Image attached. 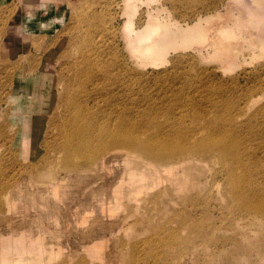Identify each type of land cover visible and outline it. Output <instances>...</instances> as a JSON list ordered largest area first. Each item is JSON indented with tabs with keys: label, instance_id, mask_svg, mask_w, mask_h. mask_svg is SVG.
I'll use <instances>...</instances> for the list:
<instances>
[{
	"label": "rangeland",
	"instance_id": "obj_1",
	"mask_svg": "<svg viewBox=\"0 0 264 264\" xmlns=\"http://www.w3.org/2000/svg\"><path fill=\"white\" fill-rule=\"evenodd\" d=\"M113 1L59 0L55 3L62 6L65 14L52 17L55 25L50 31L36 28L28 33L20 48L6 52L2 45L4 40L6 42L9 26L16 20H22L23 25L28 23L22 18V12L25 6L34 3L0 0V264H264V259L261 260L264 258V235L249 232L255 227L248 223L227 193L225 171L218 160H191L186 168L173 166L169 172L161 166L156 173V168L152 170L137 157H129L122 150H111L90 164L77 163L73 168H66L56 159L61 154L59 140L63 137L60 129L63 118L56 113L58 101L47 117L37 113L40 117L38 131L32 140L35 156L24 158L22 134L20 140L17 135L22 119L15 115L27 121L29 116L36 118V113L23 105L18 109V100L25 102L26 99L15 97L16 83L19 76L40 71V62L46 54H53L50 83L60 93L65 87L58 83L61 76L72 77L77 68L88 71L89 65L82 62L83 56L88 54L97 57L98 71L105 70L109 78L114 70L121 76L118 80H140L139 68L127 58L123 59L120 38L114 36L119 33L122 18L113 7ZM212 1L165 0L187 17L195 10L205 13L209 9L211 12L220 0ZM37 16L43 18L44 11ZM261 22L264 25V20ZM18 32L26 33L25 28ZM258 32L264 42V26ZM80 38L86 42L79 43ZM103 49L116 51L112 52V61L104 51L106 60L100 57ZM257 50L259 47L243 46L236 63L244 65L237 64L230 74L218 69L212 75L214 80L230 83L228 86L234 85V81L240 90L262 78L264 81V65L258 64L264 62V51L260 49L258 53ZM245 55L252 57L254 62L251 64L253 60ZM173 58L171 54L170 59ZM248 60L250 64H245ZM179 61L189 65V56L170 62L162 74L164 78ZM207 64L194 56V63L186 70L190 69L191 76L202 69L199 67L212 66V63ZM147 70L153 73L159 68H146L145 72ZM128 71H131L130 77ZM148 83L151 85L147 87L149 91L157 86L153 81ZM87 88L91 90L90 83ZM81 95L84 114H73L78 120L85 115L87 120L94 122L91 135L97 136L99 129L96 128L100 125L114 129V122L125 117L124 113L111 111V106L96 103L92 92L90 98L86 92L80 91L79 98ZM260 98L264 103V91ZM114 102L117 108L128 104L122 100ZM132 117L142 121L141 116ZM143 129L141 127L140 131ZM164 129V133L172 130ZM175 131L185 135L188 127L181 126ZM94 142L98 143L96 139ZM257 149V154L263 156L261 149ZM130 159H133L132 164ZM31 164H38L40 172L32 169L27 174L26 167L31 168ZM139 167L145 168L142 173L146 176L140 181L144 188L136 190L131 181L134 173L131 169Z\"/></svg>",
	"mask_w": 264,
	"mask_h": 264
},
{
	"label": "bare ground",
	"instance_id": "obj_2",
	"mask_svg": "<svg viewBox=\"0 0 264 264\" xmlns=\"http://www.w3.org/2000/svg\"><path fill=\"white\" fill-rule=\"evenodd\" d=\"M23 1L34 3L25 6L22 12V18L28 23L23 25L22 20H16L9 26V32L5 35L6 42L4 40L2 45L6 52H14L20 48L36 28L43 27L50 31L55 25L52 17H63L65 14L62 6L55 3L59 0ZM112 5L118 9V15L122 18L119 33H114V36L120 38L123 59L127 58L139 68L137 75L140 80H118L121 76L114 70L109 78L105 70L98 71L97 67L100 65L97 57L88 54L82 60L89 65L88 71L77 68L72 77H60L58 83L65 86L61 94L50 83L53 54H46L40 62V71L26 77L19 76L16 83L15 97L17 100L26 99L25 102L18 100V109L23 105L26 110H34L36 113V118L29 116L27 121L22 116L15 115L22 119L17 135L20 140L22 134L24 158L35 156L32 140L38 131V120L41 116L47 117L52 113L58 101L59 109L57 108L56 113L63 118V123H60L63 137L59 140L61 154L56 159L62 166L73 168L77 163L87 165L102 153L111 150H122L132 158L137 157L152 170L156 168V173L161 166L169 172L173 166L186 168L191 160H218L225 171L227 193L248 223L255 227L254 231L252 229L249 232L264 235V103L259 100L263 95L264 81L262 78L252 86L240 90L234 81V85L228 86L230 83L224 84L221 80H214L212 76L218 69L230 74L238 64L236 57L243 46L253 49L259 47L258 53L260 49L264 51L262 34L258 32L264 26L261 25V20H264V0H220L216 6L214 3L215 7L211 12L209 9L205 13L195 10L190 17L168 5L165 0H114ZM42 10L45 16L40 18L37 15ZM22 28H25V34L18 32ZM84 42L86 40L80 38L79 43ZM103 51L109 61H112V52L115 50L103 49L100 53L102 58ZM258 53L255 51L257 56ZM171 54L174 55L173 59H170ZM185 55L189 56V65L194 63L195 56L199 62L212 63V66L199 67L202 69L198 73L189 76L190 69L187 71L186 68L190 66L179 61L164 78L165 74H162L167 65ZM249 60L245 64L254 62L252 59L249 63ZM258 64L264 65V62ZM238 65L241 67L244 64ZM150 67L159 70L145 72ZM130 73L131 71L127 72L128 77ZM148 81L157 84L155 89L152 87L154 91L147 89L148 86L151 88ZM89 83L90 91L87 90ZM80 91L86 92L88 98L92 92L96 103L111 106V111L124 113L125 117L121 116L118 122H114V129L100 125L96 128L97 131L99 129L97 136L91 135L95 128L94 122L87 120L85 115L78 120L73 114H84L81 110L84 101L82 95L79 98ZM114 100L127 101L128 104L117 108ZM38 112L41 113L40 117ZM135 115L141 116L142 121L132 117ZM185 125L188 127L185 135L175 131ZM141 127L144 128L142 131ZM165 127L172 130L164 133ZM256 149H261L263 156L258 155ZM132 160L129 161L131 164ZM127 161L126 159V163ZM31 165V168L26 167L27 174L32 169L40 172L38 164ZM56 167L52 169L55 170ZM144 167L131 169V172L134 170L131 181L136 190L144 188L140 184L141 177L146 176V173H142L146 171ZM55 172L56 170L54 177ZM148 172L151 173L150 170ZM256 177L262 181H258ZM196 202L199 203L197 200ZM246 233L242 236L245 237ZM262 244L264 246V238ZM263 259L262 257L261 260ZM245 262L247 261L243 263Z\"/></svg>",
	"mask_w": 264,
	"mask_h": 264
}]
</instances>
